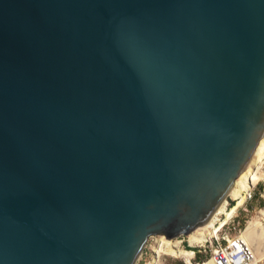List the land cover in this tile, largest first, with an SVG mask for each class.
<instances>
[{
	"label": "water",
	"instance_id": "obj_1",
	"mask_svg": "<svg viewBox=\"0 0 264 264\" xmlns=\"http://www.w3.org/2000/svg\"><path fill=\"white\" fill-rule=\"evenodd\" d=\"M263 137L264 0H0V264H136Z\"/></svg>",
	"mask_w": 264,
	"mask_h": 264
},
{
	"label": "built area",
	"instance_id": "obj_2",
	"mask_svg": "<svg viewBox=\"0 0 264 264\" xmlns=\"http://www.w3.org/2000/svg\"><path fill=\"white\" fill-rule=\"evenodd\" d=\"M262 183L264 181L259 182L257 186L250 190L247 201L253 197L255 188ZM234 202L229 199L228 207L234 205ZM239 217L235 213L228 221H224V225L217 222V229L220 228V230L214 233L218 235H212L209 240H205L202 244L190 246L187 236L176 237L175 239L180 241V245L176 247V250L183 248L192 250L193 253L190 263H187L184 257L179 256L183 260V264H264V255L256 254L246 240L243 239V231L239 228V225H241ZM157 241L156 236L150 237L136 264L166 263L168 257H171L166 254H162V256L156 254L157 259L155 261L153 247L158 244Z\"/></svg>",
	"mask_w": 264,
	"mask_h": 264
},
{
	"label": "bare ground",
	"instance_id": "obj_3",
	"mask_svg": "<svg viewBox=\"0 0 264 264\" xmlns=\"http://www.w3.org/2000/svg\"><path fill=\"white\" fill-rule=\"evenodd\" d=\"M264 137L260 141L256 152H254L249 164L246 169L237 177L234 182L232 189L230 190L227 198L220 204V206L215 210L212 216L208 219V221L202 225H199L195 228L190 234L187 235L188 242L190 246H195L198 244H202L205 240H209L212 235H218L214 232H218L220 230L217 229L216 223L224 225L226 221H228L237 211L238 209L245 204L247 201V196L250 190L257 186L259 182L264 181ZM229 199H233L235 201L234 205L228 208ZM262 215V219L258 222H251L250 224H259L260 222L264 226V211L260 212L259 215ZM221 216H224L221 217ZM223 218V219H221ZM225 221V222H224ZM249 224V225H250ZM244 233V231H243ZM159 237V238H158ZM158 244L153 247L155 261L157 259L156 254L162 256V254H166L168 256L184 257L187 263L191 262L193 258L192 250L179 248L178 252H172L170 248L172 246H178L180 243L179 240L172 238L169 239L164 235H157ZM243 239L245 237L243 236ZM246 240V239H245ZM246 242L252 247V249L256 252V254L264 255V253L258 252V244L260 241L256 242V244H252V242ZM175 247V249H176ZM141 255L139 256V258Z\"/></svg>",
	"mask_w": 264,
	"mask_h": 264
},
{
	"label": "rangeland",
	"instance_id": "obj_4",
	"mask_svg": "<svg viewBox=\"0 0 264 264\" xmlns=\"http://www.w3.org/2000/svg\"><path fill=\"white\" fill-rule=\"evenodd\" d=\"M261 210L262 212L264 211V183H262L257 188H255L253 192V197L249 199L243 206H241L236 212L240 216L239 220L241 222V225H239V228L242 231H244L243 236L245 237V239L248 242H252V244H256V242L260 241L258 246L256 247H258V252L264 253V226L262 225L261 222L260 225L250 224L251 222L259 223V220L263 218L261 214L260 215L258 214ZM221 217L224 218V216ZM179 245L180 243L178 244L177 247H179ZM175 247L176 246H172L170 250L172 252H178V250H176ZM171 257H175V256H171ZM171 257H168L165 264H183V260L180 257L179 258H171Z\"/></svg>",
	"mask_w": 264,
	"mask_h": 264
}]
</instances>
